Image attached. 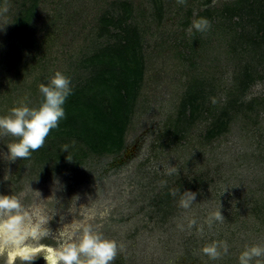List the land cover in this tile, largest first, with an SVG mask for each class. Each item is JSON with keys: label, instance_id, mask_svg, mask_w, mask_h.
I'll return each instance as SVG.
<instances>
[{"label": "rangeland", "instance_id": "374dc122", "mask_svg": "<svg viewBox=\"0 0 264 264\" xmlns=\"http://www.w3.org/2000/svg\"><path fill=\"white\" fill-rule=\"evenodd\" d=\"M236 1L36 0L25 41L18 44L15 20L33 1L0 0V115L25 102L37 106L42 100L39 84H47L57 71L70 79L71 88L85 87L93 75L87 60L114 44L119 34L114 28L103 31V19L119 15L123 4L130 11L128 24L138 31L144 70L119 153L91 152L75 164L69 149L57 152L48 143L65 138L83 148L88 145L76 137L52 135L30 158L10 161L7 145L14 138L0 135V194H19L30 184L44 199L40 203L56 213L50 222L53 232L85 222L115 240L118 254L112 264H238L246 247L264 246V110L256 106L257 126H246L240 113L227 134L206 143L202 135L210 119L198 98L195 119L178 125L183 138L174 142L163 134L191 85L201 82L205 105L216 106L252 58L257 78L241 100L264 97V79L258 78L264 77L261 16L253 15L251 21L245 17L241 26L234 25V18L229 30L217 14ZM205 10L214 11L212 18L200 16ZM200 18L210 21L208 31L193 28ZM240 30L252 44L232 40ZM255 132L262 136L261 144ZM179 187L197 193L191 208H181L179 196H171L173 203L166 207L164 197ZM35 191L28 193L26 204L38 196ZM255 205L263 206L259 216L252 211ZM219 209L224 219L209 226ZM191 219L197 224L189 229ZM211 241H226L228 253L209 260L201 249ZM258 260L264 264V257L252 264ZM40 262L38 256L32 264Z\"/></svg>", "mask_w": 264, "mask_h": 264}, {"label": "trees", "instance_id": "16d2710c", "mask_svg": "<svg viewBox=\"0 0 264 264\" xmlns=\"http://www.w3.org/2000/svg\"><path fill=\"white\" fill-rule=\"evenodd\" d=\"M32 1L33 5L21 13L13 26V34L18 38V44L25 41V31L29 28L34 15L37 2L36 0ZM215 12L217 11L215 10ZM218 13L225 22L221 26L223 28L228 27L229 30H233L231 21L234 18L238 19V22L234 24L235 26H241L245 17L251 21L249 18L253 15L261 16V21L264 22V0H237L234 4L224 6ZM213 14L214 11L205 10L200 16L207 15L208 18H212ZM129 18V8L123 4L119 15L117 14L116 17L109 15L103 19V31L108 32V28H114L119 32L117 41L92 54L87 60L93 75L85 87L72 88V93L63 106L65 118L59 122L56 129H52L48 134V136L54 135L56 137L61 135L76 137L88 145L87 148H83L74 142H68L65 138L48 143V146L57 152L61 151L64 145H68V149L75 159V164L82 163L91 152L112 154L119 153L123 148L125 130L132 107L137 100L144 71L139 55L141 46L138 31L136 26L128 24ZM263 26L259 28L263 36H261L262 44H264ZM232 40H240L243 45L252 44L250 36L244 35L241 30L233 34ZM232 50L235 51L234 47ZM252 61L243 66L242 75L238 80L236 79L226 93V99L216 106L205 105L208 100L207 93L203 90L201 82H195L194 85H191L187 97L180 103L176 119L166 122L163 134L170 135L174 142L183 138L182 128L180 129L178 125L182 120L192 121L195 119V114L200 108L198 107L199 104H196L198 98L202 99L200 105L203 107V113L210 119L202 135L206 143L212 141L213 138L227 134L229 124L237 118V114L243 113L242 116L247 122L245 123L246 126L250 124L257 126L258 112H256V106H260L261 110H264V97L252 99L247 103L241 100L243 93L257 78L256 65L251 66ZM258 78L264 79L263 76H258ZM253 135H256V132ZM257 138L259 139L257 143L261 144L262 136L259 134ZM51 157L54 158L55 156ZM195 182L194 179L192 184ZM171 196V193L168 192L164 197V200L167 201L166 207L173 203ZM262 207L260 206V209ZM260 209L255 205L252 211L256 216H259L262 213Z\"/></svg>", "mask_w": 264, "mask_h": 264}, {"label": "clouds", "instance_id": "9594fccd", "mask_svg": "<svg viewBox=\"0 0 264 264\" xmlns=\"http://www.w3.org/2000/svg\"><path fill=\"white\" fill-rule=\"evenodd\" d=\"M210 27V21L206 18L193 22V28L198 32H206ZM38 87L42 100L37 106L30 107L25 102L12 108L8 114L0 115V135L14 138L7 145L10 161L30 158L34 151L44 146L49 132L65 118L63 106L72 93L70 79L57 71L47 84L41 83ZM68 147L64 145L62 151L67 152ZM172 171L178 172L176 169ZM56 183L57 190H60L63 185L58 180ZM165 183L162 181V186ZM32 191L35 190L29 184L28 191L0 194V264H16L17 261L32 264L38 256L43 258L45 264H112L118 254L115 240L105 237L92 223L85 222L72 223L53 232L50 222L56 213H50L40 203L44 200L40 192L35 191L38 196L31 203L24 202ZM171 195L179 196L180 207L189 209L195 203L197 193L189 190L182 192L179 187L173 189ZM223 219L219 209L209 219L208 225L211 226L213 220ZM196 224L197 221L191 219L187 227L191 229ZM198 231L203 235L204 227L200 226ZM46 239H52L55 243H43ZM228 247L226 241H211L201 251L209 260H217L228 253ZM261 257H264V246L252 245L240 253L238 264H252L254 258Z\"/></svg>", "mask_w": 264, "mask_h": 264}, {"label": "bare ground", "instance_id": "6f19581e", "mask_svg": "<svg viewBox=\"0 0 264 264\" xmlns=\"http://www.w3.org/2000/svg\"><path fill=\"white\" fill-rule=\"evenodd\" d=\"M40 264H45V261L43 260V258L41 257V262Z\"/></svg>", "mask_w": 264, "mask_h": 264}, {"label": "water", "instance_id": "95a60500", "mask_svg": "<svg viewBox=\"0 0 264 264\" xmlns=\"http://www.w3.org/2000/svg\"><path fill=\"white\" fill-rule=\"evenodd\" d=\"M24 264H27V262H24Z\"/></svg>", "mask_w": 264, "mask_h": 264}, {"label": "flooded vegetation", "instance_id": "af4514ba", "mask_svg": "<svg viewBox=\"0 0 264 264\" xmlns=\"http://www.w3.org/2000/svg\"><path fill=\"white\" fill-rule=\"evenodd\" d=\"M40 264V263H39Z\"/></svg>", "mask_w": 264, "mask_h": 264}]
</instances>
